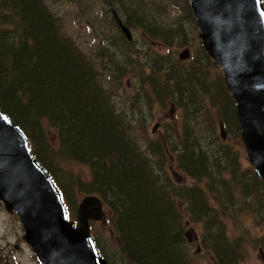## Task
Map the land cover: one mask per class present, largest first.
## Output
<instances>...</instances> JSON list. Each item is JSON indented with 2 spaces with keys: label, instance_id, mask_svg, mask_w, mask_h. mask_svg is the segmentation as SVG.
Masks as SVG:
<instances>
[{
  "label": "trees",
  "instance_id": "1",
  "mask_svg": "<svg viewBox=\"0 0 264 264\" xmlns=\"http://www.w3.org/2000/svg\"><path fill=\"white\" fill-rule=\"evenodd\" d=\"M181 1L185 18L167 23L147 12L151 6L146 0H102L115 26L112 10L129 28L143 29L150 42L169 50L167 55L154 53L147 61L120 31L118 38L130 46L120 48V57L106 48L101 54L83 53L46 0H0V109L25 132L34 156L69 207L77 193L102 200L118 239L120 264H195L184 229L191 221L203 223L201 246L216 264L242 263L243 242L228 237L221 220L235 211V204L228 200V209L217 189L232 194V183L242 187L239 204L264 220V184L252 166L240 169L236 154L224 146L216 151L218 155L209 154L196 136L195 117L200 116V129L202 123L208 126L219 120L224 128L239 132L235 105L223 78L216 74L207 81L211 65L199 62L207 59L213 68L219 67L203 48L196 57L191 55L189 68L164 64L171 52L187 46L185 22L196 27L187 0ZM152 3L161 13L173 6ZM107 64L111 84L128 74L136 77L132 95L136 101L140 97L148 106L156 102L161 107L175 103L182 110V134L175 144L170 139L165 146L139 144L133 122L115 109L101 83L99 68L106 69ZM202 96L210 98L209 107ZM145 121L143 117L141 123ZM164 149L175 153L168 158ZM72 163L84 172L69 167ZM167 166L174 174L181 170L191 183H174ZM248 176L254 181H248ZM258 183V189H253ZM210 195L216 206L210 205Z\"/></svg>",
  "mask_w": 264,
  "mask_h": 264
},
{
  "label": "water",
  "instance_id": "2",
  "mask_svg": "<svg viewBox=\"0 0 264 264\" xmlns=\"http://www.w3.org/2000/svg\"><path fill=\"white\" fill-rule=\"evenodd\" d=\"M187 1L201 44L222 70L235 102L248 162L264 182V6L260 0ZM112 15L132 41L130 28L115 10ZM178 56L187 59L190 52L184 49ZM219 127L225 138L221 123ZM1 203L9 213L16 212L22 239L41 264H108L90 233V221L103 218L102 200L93 194L83 196L74 226L52 178L34 158L26 134L0 109Z\"/></svg>",
  "mask_w": 264,
  "mask_h": 264
},
{
  "label": "rangeland",
  "instance_id": "3",
  "mask_svg": "<svg viewBox=\"0 0 264 264\" xmlns=\"http://www.w3.org/2000/svg\"><path fill=\"white\" fill-rule=\"evenodd\" d=\"M152 1L159 2L162 5L169 3L173 6L166 8V12L161 13V11H158L159 8L155 4L153 5ZM46 2L52 11L61 17L64 22L65 32L83 53L87 55H93L96 52L101 54V50L106 48L108 49L107 53H115L116 57H120V48L130 47L122 43L118 38L120 36L119 30L117 26L111 22L110 13L107 12V6L102 0H46ZM146 2L151 6L150 9H147V12H150L154 18L159 20L163 19L167 23L171 22L172 19L175 21L179 20L176 18H185V13L181 7V0H146ZM177 2L178 4H176ZM184 27L187 36V46L171 52L168 57L170 60H165L164 64L175 65L182 69H184V67L189 68L190 59H179V53L184 49H188L192 56L194 55V57H196L199 54V48H203L197 23L196 27H194L191 22H185ZM130 29L133 36L131 48L136 49L141 56H144L145 60L148 61L151 59L154 53L167 55L169 52L168 49L159 43L150 42L149 39L145 37L142 31L143 29L134 27H130ZM208 57L213 60L210 56ZM141 60H143V58ZM199 63L204 64V66L211 65L207 74V81H213L217 78L216 74H219V76L221 75L223 78L222 70L218 65L219 68H213V64L207 59H201ZM99 69L101 73V75H99L101 83L109 91L115 109L121 112L126 120H131L133 122L135 127L134 131L138 135L140 145H144L145 142L148 141L158 142L165 146V142L167 144L166 139H170V142L174 144L179 140L182 134L180 124L184 117L182 110L177 107L175 103H168L165 107H161L156 102H154L153 106H148L145 104V99H141L140 97L136 101L132 98V95L135 93L133 79L136 77L128 74L119 80L118 83L111 84L109 75L107 74L110 65L107 64L106 69ZM205 69L207 71L208 67H205ZM208 96L210 97V93ZM202 101L205 106H210V98L207 100V97L202 96ZM224 107L227 108V105H224ZM230 111L231 109L228 110L229 113ZM143 117L146 121L142 124L141 120ZM195 121V124H197L194 128L197 130L196 136L198 137L199 143H202L209 154L215 153L218 155L216 151H221V146H224L236 154L240 163V169L251 168L244 145L241 141L240 128L239 132H236L232 127H230V129L225 127L226 137L222 138V131H220V125L218 124L219 120L208 126L202 123L201 129L200 124L202 122V116L199 118L195 117ZM142 127L143 129L141 130ZM164 151L168 158L175 153V151L171 149L168 150V153L167 149H164ZM72 164L73 165L68 166L84 172L83 168L75 166L76 164L74 163ZM174 165L175 164L172 163V166ZM166 168L168 172L167 175H169L174 183H191L181 170H175L176 173L174 174L171 166H167ZM238 175H241V173L238 172ZM246 178L248 181L250 180V182L254 181L251 176ZM258 186L259 183L252 188L258 189ZM217 189L222 191L219 200H221L228 209L231 205L230 202H234L235 204L233 207L235 211L227 216L223 215L221 220L227 227L228 237L241 238L240 241L243 242L245 256L243 262L240 264H264V220L257 216L256 211L250 209L246 211L243 205H240L242 204V202H240V200H242L240 198L242 187L239 184L232 183V194H227L221 188ZM257 193L259 194V191H257ZM81 197L83 196H80L78 193L73 197L75 204L70 206L73 209V213L72 215H68L71 220H75V211ZM253 197L255 198L256 195ZM208 200L211 206H216L217 203L211 195ZM181 205L183 207V202H181ZM66 207L68 213H70L72 209L67 203ZM182 207L179 209H182ZM103 210L104 215L100 221L90 222L91 235L97 242L100 250L112 260V264H120V260H118L119 243L112 229L111 215L108 213L105 205H103ZM256 225L259 226L256 227ZM184 229L186 231V239H190L191 241L190 243L187 242V244L190 253L193 255L195 264H216L212 257L207 251L202 249L201 246V238L204 233L203 223L187 222ZM23 234V228L16 214L7 212L4 207L0 205V264H40L35 254L22 239Z\"/></svg>",
  "mask_w": 264,
  "mask_h": 264
}]
</instances>
